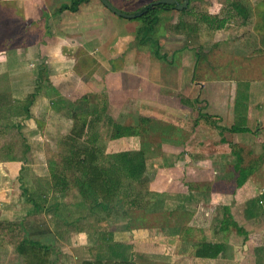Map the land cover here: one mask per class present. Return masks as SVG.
Segmentation results:
<instances>
[{
	"label": "crops",
	"instance_id": "0c3cea01",
	"mask_svg": "<svg viewBox=\"0 0 264 264\" xmlns=\"http://www.w3.org/2000/svg\"><path fill=\"white\" fill-rule=\"evenodd\" d=\"M123 1L124 0H112L110 2H113L112 4L116 8L123 11L121 9ZM70 3L71 0H0V45L8 43V41L5 42V39L10 35L12 36L11 41L16 44L18 43L17 47L9 49L0 47V73H4L5 77L9 79L8 86L0 88V92L5 93L7 100L4 101L6 104L14 108L17 105L26 104L25 97L28 94L36 93L35 88H39L30 107L31 115L25 119L20 116L15 118V121H17L16 123L22 126L20 129L21 136L25 137L29 144L31 141L30 146L31 149H33H30L32 152L31 154L35 156V158H44L42 160L35 159L37 167H41V170L36 166V168H32L37 178L43 176L47 179L49 177L50 171L46 163V158L51 157L52 152L45 150V148L42 149L41 146H38L40 143L34 142L36 133L41 136L44 132L40 133L36 129L30 131L27 128L23 129L25 128L24 125L36 123L38 128L53 125L60 136L70 133L73 136L79 137L78 139L84 137L86 128L85 121L83 120L81 124H85V126L83 127L82 136H79L73 129V121L77 124L74 115L70 118L63 112H61V115L52 113L50 106L52 94L57 93L73 103L81 96L86 95L87 112L84 114L87 123L90 116L91 104L98 103L100 106L103 104L107 108L108 114L114 120L121 115L126 119L128 117L131 118L132 110H139V108L145 110V108L150 107V103L152 102H155V104L160 103L162 100L160 94L165 92L164 89L162 90L164 86L163 83L169 84V80H167L164 71H162L163 65L160 63V57L154 55L147 42L145 44H138L135 39V31L139 22L114 14L102 4L101 0H84L78 4L74 11L63 10L61 12L59 10L62 5ZM144 4L146 5L147 3ZM242 4L249 13L247 22H250V15L254 10L243 2ZM123 12L127 11L124 10ZM247 22L242 20L243 24ZM39 25H42V27ZM37 28L42 29L39 34L36 35L34 39L31 38L30 40L27 38L28 33ZM252 33L251 40H244L245 42H242L241 47H239V53L246 58L244 60L250 61L248 63L247 61L244 62L241 60L240 70L237 71L240 72L241 78L240 75L239 77L234 76L229 79L212 77L206 74L205 69L199 71L201 75L198 73V76H196L199 64L197 51L195 52L194 50L188 49V52L192 53L190 58H187L188 54L184 55L185 48L182 50L176 48L168 51V54L170 53L171 58L174 59V62L170 65L175 68L177 64H179L177 70L180 71L179 75L182 77L183 82L185 81L184 86L188 87V90H186L185 88L172 86L174 88L172 91L178 89L175 91L178 94H184L186 92L184 94L186 96L185 99L181 98V96L179 98L183 101V105L186 106L188 104L192 110L197 111V116L194 119V126H206L205 131L207 134L205 135L212 134L214 130H216L218 138L214 141L215 145L226 147L225 144H227V148L214 150L215 153H212L214 154V158L211 157V159L207 161L200 160L202 162L199 163L190 162L188 165L176 168L161 166L163 164L157 162L152 165L154 170L151 171L148 170L149 165H147V173H151L149 176L150 180L147 183L148 190L155 196L150 199L149 207H155L153 210H149L147 207L134 211H139L143 214V217H147V214L152 213H156L157 216H159V212L161 213L162 211V215L157 217L156 221L159 223L157 226H160L158 233L161 234L163 231L161 235H163L164 240L158 243L154 242L153 247L149 251H144L145 254H143V257L136 259L137 264H152V261H156L155 264H159L158 262L160 261H164L166 264H231L227 249L226 257L218 256L214 259H201L192 256L194 247L191 246V243L198 242L199 239L203 237L202 229L206 236L208 234L210 238H214L215 233H213V229H218V227L217 224L213 223H216L217 219H222L223 207L229 204L223 203L224 206L221 209L217 204H211L209 207H205L202 202H199L198 205L196 204L195 210L192 209L193 203H191L192 201H190L191 199L188 197L189 193L186 189V185L182 182V177H186L192 181H204L209 184V187H207L208 185L206 183H202V187L198 189L200 191L196 192H206L207 190L215 191L219 188V196L224 197V201L230 198L234 201V207L240 208V225L247 232V240L244 241L245 245H253L252 242L254 240V245L251 246L253 259H255L254 248L264 246L262 245L264 244V203L261 204L260 214L257 213L246 217L243 211L245 202L259 195L253 194L255 186L251 184V181L254 175L264 173V166L260 165L254 170L245 183L236 188L232 194L227 192L228 186H226L227 184L225 183L227 178L226 176L224 177V174L219 176V179L215 180L217 170L224 169L219 170V172L223 171L224 173L227 171L228 174L233 171V164L225 165L228 155L233 157L228 142L239 147L247 158L257 159L261 156L264 157V64L254 62L258 64L255 65L253 62L251 63V61L264 56V49L260 47L261 45L259 44L263 31L260 29L257 33V30L254 31L253 29ZM157 40L160 44V40L158 38ZM247 42L248 46H246ZM58 43L63 46L57 56L53 53ZM131 46H133V48H131ZM256 46L258 48H256ZM132 49H135L134 53ZM206 52L209 53L210 50ZM160 54H162L161 50L159 51V55ZM137 55L138 58L136 57ZM148 58L151 62L154 61L158 63L160 71L157 72L156 69L154 74L158 75L159 73L160 76L153 78L149 75L148 67L144 64ZM205 64L206 61H203V64H201L202 67H206V70L208 67V72L211 73V65L207 64L208 66H204ZM186 70L188 76L183 77ZM28 75H31V80L27 79ZM199 76H201V78H197ZM241 85H245L248 92V94L244 96V102L247 106V126L249 130L231 132L226 128L231 127L234 122V99L237 94L239 95L238 90H240ZM178 101H180V99H178ZM158 107L161 113L162 110L165 111L166 108H169L163 103H160ZM141 111H138L140 116L149 117L152 118L155 123L158 122V118H153L146 112L142 114ZM74 113H79L77 112L76 105L73 114ZM161 121V130L165 132H168L169 125H171L172 128L174 126V124L167 119ZM0 124H2L1 121ZM218 126L224 127L225 129L221 131ZM177 130L179 129L177 128ZM56 131L49 136L50 140L55 137ZM149 133L146 132L144 136ZM27 134H30V137H28L29 135ZM32 134H34L33 137ZM132 137L134 136H124L116 138V140L130 139ZM167 137L168 138L162 139H172L170 136ZM110 139L115 140V138ZM176 144L183 145L184 142H176ZM33 145L36 150H34ZM183 148L189 158L193 157V155L190 154L191 152L188 151L187 146H183ZM123 150H139V148H125ZM145 153H147V151H145ZM147 155L148 154H146V156ZM7 162L8 161L0 162V165H7ZM16 164L17 162L12 164L11 168L14 166L16 167ZM44 164H46L45 167L43 166ZM42 168L44 169L42 170ZM42 171L43 175H41ZM7 172L10 173L9 170H7ZM167 172L175 174V181L170 182L172 185L171 188L168 182H163V186L167 185V187H163L158 183L160 181L156 179V173L165 174ZM152 174L153 176L155 175L154 178ZM32 179L35 180L34 178ZM152 186L155 187L151 189ZM3 187V183H0V189ZM173 188L179 189L175 192L181 197L178 201L186 199V206L188 209L191 207V212L194 210L189 221L184 222L183 219H181L183 223L179 228L178 225L176 224L177 226H175L174 223L177 221V217H179L178 213L173 212L169 214L168 211H163L164 203L169 204V202L177 201L173 197L166 199L163 197L167 192L171 193L172 191H170V189ZM263 188L264 179L261 190H264ZM240 190H242V193L246 196H243L241 200H237L235 197L236 191L238 194ZM155 192H162L164 195L156 196ZM174 203L170 204L175 206L181 202ZM107 219L108 227H110L112 225L111 222L114 221L113 223L115 224L116 222L123 223V227L126 229V232H123V237L121 238H116V234L113 233L112 230H107L106 233L104 232L113 242H126L125 239L128 235H131L135 240V238L140 235L148 236L149 233H151L145 227L142 228V225L137 229L129 231L127 219L124 218L123 220L121 217L116 216L115 213H112ZM149 219L150 218L147 220ZM91 220L94 223L96 221L94 218H91ZM220 220L217 221V223H220ZM163 223L167 227H161ZM213 225L215 226L212 227ZM249 225L251 227H257V229L255 228V231H251ZM82 228L83 230H75L74 235L76 233H81L83 235L84 233H88L89 229H87V227ZM97 229L98 231L100 230L99 227H96L95 229H90V231L96 233ZM65 231L68 232V230ZM109 232H112L113 236L110 235ZM170 233L175 235L177 239L173 244L168 245L165 242V238ZM220 235L223 236L222 234ZM254 237L257 238L258 242L255 241ZM221 239L228 244V249H230L231 247L229 246L228 239ZM250 240H252V242ZM180 241L187 242L189 247L186 248V251L183 250V253L186 255L185 259L183 261H175L170 255H172L174 249L175 252L178 251L177 245L180 244ZM92 243L94 245L95 241L93 240ZM136 245L135 243L131 244L129 242V250L132 249L141 254L142 252H138L140 249L137 250ZM58 246L59 245H57V247ZM73 247L76 249L77 245H73L72 248ZM92 248L94 247L88 246L86 248V251H88L87 253H91L90 258L93 257V253L95 252ZM242 249V254L249 252V250L244 249V245ZM55 256L56 259L54 264H80L83 259L89 258V256L79 258L77 256V249L75 250V254L72 252L65 253L61 248L59 249V247L58 253L55 254ZM237 257L239 259V251L236 250L233 259L237 261ZM262 260L264 263V255L260 258V264H262ZM235 264H243V260L240 259L238 262H235Z\"/></svg>",
	"mask_w": 264,
	"mask_h": 264
},
{
	"label": "trees",
	"instance_id": "16d2710c",
	"mask_svg": "<svg viewBox=\"0 0 264 264\" xmlns=\"http://www.w3.org/2000/svg\"><path fill=\"white\" fill-rule=\"evenodd\" d=\"M82 1L84 0H71L70 4L62 5L59 10L61 12L63 10L74 11ZM179 1L181 2L182 0ZM193 1L189 0L187 8L182 10H177L173 5L169 4L148 7L145 13L131 19L139 22L135 31L137 43L145 44L147 42L154 55L164 60L168 52L159 55L161 50L157 40L159 33L167 31L181 35L185 38V44L179 50L189 47L188 49L197 51L199 62L203 56L199 53L197 47L201 48L203 45L198 43L199 45L196 47L194 43L199 41L202 28L205 27L211 31L223 29L231 14L233 18L240 17L244 22L248 21L249 13L240 0H231L229 2L230 8H226V10L223 8L218 14H211L205 9L197 8V5L192 3ZM173 10L177 12L175 18H171V21L170 16L173 14ZM225 12L231 14L222 16L221 14ZM165 13L169 14L164 15ZM254 29L257 31L261 29L264 38V22L260 27L258 21ZM11 40L12 36H7L5 42L8 41V43H3L0 47L3 49L16 47L18 43L16 44ZM38 89V87L35 88L36 93ZM36 93L28 94L25 97L26 104L17 105L13 108L4 101L7 100L5 93L0 92V121L2 122L0 124V135L6 134L7 131L16 130L13 135L14 137L15 135L20 137L16 142L20 144L21 153L24 156L31 149V146L26 138L21 136L20 129L22 126L16 123L15 118L20 116L25 119L31 115L30 107ZM241 94L242 98L237 94L234 99V122L231 127L226 128L231 132L249 130L247 126V106L244 102L245 95L242 92ZM51 97V112L58 115L63 112L71 118L75 103L57 93L52 94ZM89 115L82 139H78L79 137L70 133L60 136L56 131L55 139L53 138L50 141L48 139L43 140L47 143V146H50H48V149H46L45 142L38 145L42 149L45 148L52 152L51 157L46 158L50 171L47 180L48 186L42 184L37 178L36 180H31L26 176L18 178L21 196H27L26 201L32 203V208L26 214V217L10 220L0 219V248L11 246L15 253L20 256L22 264H54L55 254L58 253L57 245L47 244L40 240V236L49 233L50 228L36 224L33 226V230H30L27 217L31 215L41 214L42 211L48 214L49 212H54L67 224L65 225V230L69 231L71 230L70 228L75 230H83L82 227L90 229L102 228L101 226L108 223L107 218L112 213H115L116 216L121 217L123 220L124 218L127 219L128 228L131 231L138 222L131 213L134 210L151 208L149 207L150 199L155 196L150 193L147 186L150 177L147 175L148 162L144 151L142 149L121 150L113 154H104L105 145L102 140L104 128L107 126L110 128L108 137L119 138L124 136H144L146 132H153L157 123L152 118L140 115L131 123L116 121L108 114L107 108L103 104L100 106L98 103L90 105ZM218 127L221 131L225 129L224 127ZM168 128L171 129L172 126L169 125ZM16 142L14 140L10 141L9 145L11 148L12 146L15 147L13 143L18 144ZM228 146L231 148L234 163L233 171L229 174L225 183L229 188L227 192L232 194L236 188L245 183L254 170L260 165L264 166V157L261 156L257 159L247 158L235 144L228 142ZM58 155H62L61 166L56 165L53 160V157ZM13 159L7 153L0 155V162ZM182 182L186 185L189 198L193 192L200 191L198 189L202 187V183H206L204 181H192L186 177H182ZM207 185L209 187V184ZM71 193L75 195L73 198H69ZM155 195L161 196L164 193L155 192ZM180 201L182 202L176 204L177 206L170 204L173 202H169L170 205L164 203L163 206V211H168L169 214L178 213L179 217L174 222L175 226L178 225V228L183 223L181 219L187 222L194 213V210L191 212V209L186 206V199ZM262 203H264V190L258 196L245 202V208L243 209L245 216L260 214ZM154 207L152 206V209ZM239 209L234 207L232 211L230 206L223 207V216L217 226L218 229H213L214 238H210L208 234L206 236L202 229L203 237L198 242L191 243V246L194 247L192 251L194 258L214 259L218 256L226 257V249L227 251L230 249H228V244L222 241L221 238H228V233L233 230L235 234H243L244 241L247 240V232L240 225ZM75 211L77 212L76 214L72 213ZM91 218L96 219L95 223L92 222ZM81 223L82 226L79 227ZM161 227L167 226L163 223ZM104 232L97 229L96 236L100 244L106 245L105 248H102L100 244L93 246L94 248L92 249L95 251L93 257L83 259L80 264H137L136 259L143 257V254L137 253L132 249L125 251L126 247L129 248V244L113 242ZM176 239L175 235L170 233L165 238V242L171 245ZM254 255L256 263L260 264V258L264 255V246L254 248Z\"/></svg>",
	"mask_w": 264,
	"mask_h": 264
},
{
	"label": "rangeland",
	"instance_id": "374dc122",
	"mask_svg": "<svg viewBox=\"0 0 264 264\" xmlns=\"http://www.w3.org/2000/svg\"><path fill=\"white\" fill-rule=\"evenodd\" d=\"M112 1V0H110ZM155 1V0H124L123 3L120 5L122 8V10L127 11V12H134L136 10H138L139 8H142L143 6H145L144 3L149 4L150 2ZM231 0H194L192 3H194L195 5H197V8L199 9H205L208 13L211 14H218L221 12V10L223 8H230V2ZM244 4L250 6V8H252L254 11L251 13V17H250V22H247L245 24L242 23V19L239 17H234L231 14V17L229 18L226 26L223 29L220 30H208L205 27L201 29L200 31V35H199V41L194 43V46H198L199 44L203 45V47H197V50L199 51L200 54H202L203 57L200 58L198 67H197V74L196 76L201 75V73L199 71H202L203 69H205L206 74L212 76V77H217V78H225V79H229L231 77H236L240 75L239 71V67L240 66V62L241 60L244 62H250L248 60H244L246 58H244L241 53H239V47H241V43L245 42L246 40H251L252 38V31L254 28H256L258 21L260 23V27L263 24V20H264V0H241ZM113 3V2H112ZM177 11L173 10V14H171L170 16V20L171 18H175V14ZM228 12V10H227ZM225 12L224 14H221L222 16H229L230 14ZM162 13V12H161ZM169 13H165L164 15H168ZM174 16V17H173ZM263 18V19H261ZM172 21V20H171ZM256 24V26H255ZM254 25V26H253ZM40 27H42V25H39ZM42 29H33L30 33H28V38L31 40L34 39L36 37V35L39 34V32ZM254 31H256L254 29ZM258 33V31H257ZM262 35V34H261ZM260 35V36H261ZM157 38L160 40V44H161V52H168L171 51L173 49L176 48H181L185 43V38L181 35H176L173 34L171 32H167V31H163L160 32L159 35L157 36ZM245 40V41H244ZM199 43V44H198ZM248 46V42L246 43ZM259 44L261 45L260 47H262L264 49V38L263 36L260 37L259 40ZM191 46V45H190ZM259 46V45H258ZM17 47V46H16ZM213 47V48H212ZM131 48H133V46H131ZM188 48L186 47L184 49V55H187V58H190L192 56L191 52H188ZM256 48H258L256 46ZM209 53H207L206 51H209ZM252 49V48H251ZM250 49V50H251ZM132 52H135V49H132ZM191 53V54H190ZM247 55V54H246ZM141 56V55H140ZM138 58V55L136 56ZM145 61V60H144ZM203 61H206V64L204 66H206L207 64L211 65L212 70L211 73L208 72V67L206 70V67H202L201 64H203ZM174 62V59L171 58L170 53L165 57L164 60H161L160 63L163 65V69L162 71H164L167 80H169V84L163 83L164 86L162 87V90L164 89L165 92L160 94V98H162V100L160 101V103H163L166 105V107H169L168 109L166 108L165 111L162 110V113L159 111V104H155V102L150 103V107L149 108H145V110H142L141 108H139V110H132L133 114L131 118H124L122 115L117 117L116 120L117 121H122V123H131L133 120H135L138 116L139 113L138 111L142 112V114H144L143 112H146L147 114L151 115L153 118H158V122L157 124H155V130L152 133H149L146 136H134L130 139H119V140H115L110 139L108 136L110 128L107 126L104 128V132H103V140L102 143H104L105 145V149H104V154H113L118 152L119 150H123L125 148H131V149H142L145 153V151H147L146 154L147 155V162L149 165V169L153 171V166L155 163H161L163 165L161 166H167L169 168H176V167H180L183 165H188L190 162H194V163H199L202 162L200 160H204L207 161L208 159L214 158V154L215 153L214 150H220L221 148L226 149L227 148V144L226 147L225 146H220V145H215L214 141L218 138L217 136V132L216 130H214V133L209 134V135H205L206 133V126H194V119L196 118V114L197 111L192 110L188 104L185 106L183 105V101H181V98L185 99L186 96L183 93H176L175 91L178 90L176 89L175 91H172L174 88L172 86H176V87H180V88H185L186 90H188L187 86H184V82L182 80V77H180L179 73L180 71L177 70V66L179 64H177V66L174 68L172 67L170 64H172ZM254 62H258V64H264V56L260 57L257 60L251 61V63ZM159 63V64H160ZM181 63V61H180ZM147 65V69L149 71V75H151V77H157L160 76V74L158 73V75L154 74L155 70L157 69V72L160 71V66H158V63H155L154 61L151 62V60L146 59L145 63ZM160 64V65H161ZM246 64V63H243ZM255 65L257 63H254ZM257 64V65H258ZM208 66V65H207ZM177 71V72H176ZM243 71V70H242ZM204 72V74H205ZM184 76H188L187 70L185 71V74H183ZM259 76V75H258ZM244 77V76H242ZM197 78H201V76L197 77ZM241 78V75H240ZM28 80H31V75L27 76ZM162 79V77H161ZM262 80V79H260ZM8 82L9 79H7L4 75V73H0V88L7 87L8 86ZM241 90V91H240ZM240 90H238L240 97L242 98V94H248L247 92V87L245 85H241L240 86ZM189 92V91H188ZM173 95V96H171ZM181 96V98H179ZM86 95L81 96L80 98H78L75 102L76 105V109L77 112H79L78 114L74 113V117L77 121V124H75V122L73 121V129L75 130V133L79 136H82V132H83V127L86 124V116H85V112H87L86 110ZM178 99H180V101H178ZM160 100V99H159ZM149 105V104H148ZM145 113V114H146ZM84 118V119H83ZM165 120L167 119L169 122H172L174 124L172 130H168V132H165L164 130H161V124L160 121L161 120ZM85 121V124H81L82 121ZM160 120V121H159ZM162 122V121H161ZM35 125V126H34ZM25 128L23 129H28L33 130L36 129L38 130V132L42 133L44 132V134L42 133L41 136H39L37 133L35 135V141L34 142H38V143H44L45 141H43L44 139H48V141H50L49 136L54 133L55 130V126L53 125H49V126H42V127H37L36 123H31V125H24ZM44 127V128H43ZM177 128L179 130H177ZM41 130V131H40ZM16 130H11V131H7L6 134L4 135H0V155L2 153H7L8 155H10L11 157H13V160H9L7 162V165H0V183H3V188L0 189V219H14V218H23L26 217V214L31 210V202H27L26 198L27 196H21V188L19 187V177L21 176H26L28 178H34L36 180V176H35V172L33 171L32 168H36L37 167V162H35L36 160L39 159H44V158H35V156H33L31 153V150L28 151V153L24 156L21 153V147L20 144L16 141H18V139L20 138L19 136L13 135V133ZM190 133V135H189ZM15 134V133H14ZM28 137H30V134ZM34 134H32L33 137ZM167 136H170L172 139H162V138H168ZM40 138V139H39ZM109 138V139H108ZM15 141L18 144H14L13 145L15 147L9 145L10 141ZM112 140V141H111ZM41 141V142H39ZM176 142H184L183 145H179L176 144ZM31 144V141H30ZM33 144V143H32ZM45 146L46 149H48L47 143L45 142ZM183 146H187L188 151L191 152L190 154L193 155V157L189 158L186 153L185 150L183 148ZM34 147V145H33ZM50 147V146H49ZM10 148V149H9ZM45 149V150H46ZM186 149V150H187ZM34 150H36V148L34 147ZM149 152V153H148ZM171 153V154H170ZM206 153V154H205ZM171 156H170V155ZM62 155H58L56 157H53L54 162L56 163V165L61 166L62 165V159H61ZM36 159V160H35ZM16 167L14 166L13 168H11V165L16 163ZM204 163V162H203ZM234 163V159L233 157L230 155H228L227 157V161L226 164L232 165ZM46 164H44L43 166L45 167ZM36 166V167H35ZM224 166V165H222ZM40 168L41 167H37ZM44 168H42L43 170ZM7 170L10 171L7 172ZM219 170H224V169H219ZM219 170H217L216 174H215V180L219 179L221 175L224 174V177L226 176V178L229 177L228 172H219ZM154 174V173H153ZM152 177L154 178L155 175ZM41 175H43V171L41 172ZM148 177L151 175V173L147 174ZM262 175V176H261ZM7 178V179H5ZM175 174L171 173V172H167L165 174L163 173H156V179L161 186H163V182H168L169 183V187L171 188L172 185L170 184V182L175 181ZM37 179H39L42 184H45V186H48V178L45 179L43 176L38 177ZM177 179V178H176ZM263 179H264V173H258L256 175L253 176V180L251 181L252 185L255 186L254 187V193L253 194H260V192L262 193L263 190L262 186H263ZM2 181V182H1ZM44 186V187H45ZM167 187V185H164L163 187ZM228 186V185H227ZM155 186H152L151 189H153ZM229 188H227L228 190ZM264 189V188H263ZM179 189H170V191H172L171 193L167 192L165 194V196H163L165 199L166 198H175L177 200V202H182V201H178V199H181V197H179L180 195H178L177 192ZM219 188H217V190L215 191H204V192H193L191 197H190V201H192L191 203L193 208H196V206L198 205L199 202H202L203 205L208 206L211 204H217L218 207H220L222 209V207L224 206L225 203L229 204L228 206H230V209L233 211L234 210V206L235 203L234 201L230 198L228 200L224 201V197L219 196ZM174 193V194H173ZM215 193V194H214ZM52 195V194H51ZM50 195V196H51ZM186 195V194H185ZM73 196H75L73 193H71V195H69V198H73ZM243 196H246L245 194L242 193V190H240V192L236 191V199H242ZM224 198V199H223ZM169 200V199H168ZM206 200V202H205ZM175 201H173L174 203ZM213 202V203H211ZM221 202V203H220ZM239 202V201H238ZM224 203V204H223ZM80 204V203H79ZM197 204V205H196ZM208 204V205H207ZM234 204V205H233ZM152 208V207H151ZM149 209V210H153V209ZM191 209V207L189 208ZM195 210V209H194ZM74 214H76L77 212H72ZM131 215L133 216V218H136V220H138L137 224L135 227H133L134 229H137L139 227L142 228H146L148 229V231H150L151 233H149L148 236L146 235H140L137 238H135V240L131 237V235H128V237H126V242L123 243H127L129 244V242L131 244H134L137 246V250L140 249V251L138 252H142L141 254H145L144 251H149L152 247H153V243H158V242H162L164 240L163 235H161L163 233V231L161 232V234L158 233V230L160 226H157L159 223L156 221V218L159 217L160 215H162V211L161 213L159 212V216H157L156 213H152V214H147V217H143V214L140 213L139 211H134L131 213ZM148 218H150L149 220H147ZM175 218V217H173ZM152 219V220H151ZM159 219V218H158ZM220 219H217V221H219ZM27 221H28V227L31 228L30 230H33V226L37 225H42L43 227H48L50 228L49 233L43 234L42 236H40V240L47 243V244H51V245H59V249L61 248V250L65 253H69L72 252L75 254V250L77 249V256L79 258H83L88 257L90 258L91 253H87L88 251H86L88 246H97L100 244V241L97 239L96 233L95 232H91L90 230H88V233L84 235L81 233H75V229L70 228L72 231H65V224L63 222V220L61 218L58 217L57 214H55L54 212H49L46 213L44 211H42V213L40 214H35V215H31L30 217H27ZM126 221V220H125ZM173 221V219H172ZM183 221H185L183 219ZM214 221H215V214H214ZM213 221V222H214ZM214 222L213 224H218L219 223ZM78 222V221H77ZM114 222V221H113ZM112 223V225L110 227H108V224H105L103 226H101L102 228H99L101 231H105V233L107 232V230L111 231L113 233H115L116 238H121L123 237V232H126L125 228L123 227V223L120 222H116ZM186 222V221H185ZM115 224V225H114ZM82 226V223L79 225V227ZM215 225H213L212 227H214ZM114 228V229H113ZM255 228L257 229V227H251L249 225V229H251V231H255ZM90 229V228H87ZM74 230V231H73ZM99 230V231H100ZM214 231V230H213ZM109 232L110 235H112L113 233ZM146 234V233H145ZM254 234V233H252ZM113 236V235H112ZM228 242H229V246L231 247L230 250L227 251L228 257L230 259L231 264H235V262H238V260H243V264H257L256 260L252 258L253 254H252V247L254 245V238L255 241L258 242L257 238L254 237L252 240H250L252 242L253 245H245L244 243V235L243 234H236L235 235V231L233 230L231 233H228ZM254 236V235H253ZM257 236V234H256ZM264 237V236H263ZM93 240L95 241V244L93 245ZM197 241V240H195ZM264 241V239H263ZM112 243V241H111ZM126 244V245H127ZM73 245H77L76 249H74L75 247L72 248ZM244 245V249L245 250H249L248 253L242 254V246ZM264 245V244H262ZM79 246V247H78ZM100 246L102 248H105L106 245L100 244ZM189 245L187 242L184 241H180V244L177 245V250L175 252V249L172 253V256L174 258L175 261H179V260H184L185 259V254L183 253V250H187L186 248H188ZM185 248V249H183ZM242 249V250H241ZM129 248H125V251H128ZM239 251V259L238 257L236 258L237 261H235L233 259V256L235 255V252ZM232 257V259H231ZM144 261V259H143ZM156 261H152V264H155ZM159 264H166L164 261H160L158 262ZM0 264H22L21 258L20 256L15 253V251L12 249L11 246H7V247H1L0 248ZM262 264L263 260H262Z\"/></svg>",
	"mask_w": 264,
	"mask_h": 264
},
{
	"label": "water",
	"instance_id": "95a60500",
	"mask_svg": "<svg viewBox=\"0 0 264 264\" xmlns=\"http://www.w3.org/2000/svg\"><path fill=\"white\" fill-rule=\"evenodd\" d=\"M102 4L111 12L114 14L127 18V19H133L137 16H140L142 13H145L147 11V8L155 7L160 4H169L173 5L175 9L182 10L187 8L189 0H182L181 2L179 0H155L150 2L149 4H146L142 8H139L138 10L134 12H123L116 8L109 0H101ZM147 6V7H146Z\"/></svg>",
	"mask_w": 264,
	"mask_h": 264
},
{
	"label": "clouds",
	"instance_id": "9594fccd",
	"mask_svg": "<svg viewBox=\"0 0 264 264\" xmlns=\"http://www.w3.org/2000/svg\"><path fill=\"white\" fill-rule=\"evenodd\" d=\"M62 46H63L62 44H59V43H58V44L56 45V48H55L53 54L58 56V54H59V52H60Z\"/></svg>",
	"mask_w": 264,
	"mask_h": 264
}]
</instances>
